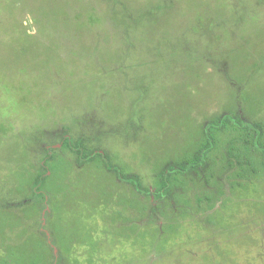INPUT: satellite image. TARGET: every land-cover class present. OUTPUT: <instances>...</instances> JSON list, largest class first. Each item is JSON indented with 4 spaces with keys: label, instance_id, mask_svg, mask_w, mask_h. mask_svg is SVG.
<instances>
[{
    "label": "rangeland",
    "instance_id": "rangeland-1",
    "mask_svg": "<svg viewBox=\"0 0 264 264\" xmlns=\"http://www.w3.org/2000/svg\"><path fill=\"white\" fill-rule=\"evenodd\" d=\"M225 114L264 123V0H0V264H264L230 133L160 190Z\"/></svg>",
    "mask_w": 264,
    "mask_h": 264
},
{
    "label": "trees",
    "instance_id": "trees-1",
    "mask_svg": "<svg viewBox=\"0 0 264 264\" xmlns=\"http://www.w3.org/2000/svg\"><path fill=\"white\" fill-rule=\"evenodd\" d=\"M219 132H228L231 134L226 154L228 158L235 160L236 166L243 176L254 174L258 171L259 166H264V123H248L225 114L219 119L207 124L204 130L205 140L199 144L198 150L192 159L187 162L171 163L162 171L160 190L167 189L170 182L175 180L177 174L202 166L214 148ZM63 143L76 154L80 163L93 159L94 155H97L108 169L116 172L119 179L130 182L139 191H144L138 181V176L123 174L120 169L111 164L105 152L94 150L92 153L86 154L81 143L72 141L67 136L63 137ZM44 177V174L35 177L36 190L42 187Z\"/></svg>",
    "mask_w": 264,
    "mask_h": 264
}]
</instances>
